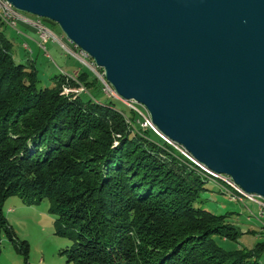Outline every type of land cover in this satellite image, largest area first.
Returning a JSON list of instances; mask_svg holds the SVG:
<instances>
[{
	"label": "trees",
	"instance_id": "16d2710c",
	"mask_svg": "<svg viewBox=\"0 0 264 264\" xmlns=\"http://www.w3.org/2000/svg\"><path fill=\"white\" fill-rule=\"evenodd\" d=\"M12 46L0 28V229L23 264H31L29 243L2 211L12 195L27 205L48 200L55 233L70 241L62 251L71 264H264L263 240L234 249L217 242L243 232L229 212L198 204L210 180L202 166L153 140L117 97L82 99L77 83L103 93L89 69L62 70L39 86L36 59L17 60Z\"/></svg>",
	"mask_w": 264,
	"mask_h": 264
},
{
	"label": "water",
	"instance_id": "95a60500",
	"mask_svg": "<svg viewBox=\"0 0 264 264\" xmlns=\"http://www.w3.org/2000/svg\"><path fill=\"white\" fill-rule=\"evenodd\" d=\"M58 24L152 127L264 199V0H8Z\"/></svg>",
	"mask_w": 264,
	"mask_h": 264
},
{
	"label": "rangeland",
	"instance_id": "374dc122",
	"mask_svg": "<svg viewBox=\"0 0 264 264\" xmlns=\"http://www.w3.org/2000/svg\"><path fill=\"white\" fill-rule=\"evenodd\" d=\"M24 15L31 18H39L41 21L56 35L63 44L80 54V49L73 45L63 34L58 24L50 19L38 17L36 15L22 12ZM5 24L0 19V28H3ZM8 26V25H7ZM11 27V26H9ZM5 28L8 37H13L12 51L17 60L24 58V50L21 47V39L13 36L11 28ZM64 40H68L65 42ZM41 44L45 46L42 48L40 54L34 53L33 57L36 58V66L38 69V75L40 78L39 86H50L53 84L52 77L58 74L60 71H67L69 74L77 75L80 71L89 69L96 77L95 70L88 67L93 66V61L88 55L82 54L85 61H81L76 56L67 52L66 48L55 38L50 37L42 40ZM45 50L48 52L46 53ZM20 52V56L18 53ZM98 73L103 71L101 68H94ZM98 79V77H97ZM99 80V79H98ZM67 85V84H65ZM78 88L74 91L77 94H81V98L86 100L90 96L89 92L95 93L98 98L104 100L109 98L106 93L98 92L91 88L87 91L81 84L77 83ZM126 106L127 103L120 100ZM139 105V104H138ZM123 107V106H122ZM140 108H144L139 105ZM128 110L126 107H123ZM145 111V110H144ZM129 121V120H128ZM143 129L149 128L147 134L153 140L165 139L156 129L152 126H142ZM166 140V139H165ZM206 177V176H205ZM221 179L217 178V182L212 180H206L203 183V189L199 194L198 204L204 208L211 210L215 213L229 212L231 220L239 226L243 232L237 240L216 238L217 242L227 249H234L241 246H253L257 241H264V211L260 214L262 209L259 208L257 202L250 199V195L243 197L244 202L231 201L228 193L224 190L227 186L225 182H221ZM219 183H223L222 189ZM229 189V188H228ZM252 196V195H251ZM49 202L43 200L39 204L27 205L23 200L16 195L8 196L2 205V211L7 219L8 223L12 226L18 239H26L29 243V262L31 264H71L67 262V257L63 253V249L66 248L70 241L67 237L58 235L55 233L54 218L55 215L48 211ZM250 230L249 232H247ZM251 230H254L252 232ZM0 264H23V257L19 255L12 246L6 232L0 229ZM261 261L264 263V251L261 256Z\"/></svg>",
	"mask_w": 264,
	"mask_h": 264
},
{
	"label": "built area",
	"instance_id": "2783aa9c",
	"mask_svg": "<svg viewBox=\"0 0 264 264\" xmlns=\"http://www.w3.org/2000/svg\"><path fill=\"white\" fill-rule=\"evenodd\" d=\"M1 1H5L6 2V7L8 9V17L10 18V26L11 27H17V24L19 21H22L30 26H32L38 36H39V42L42 48H45V46L43 44H41L42 40L48 39L50 37L55 38L57 41H59L67 50V52H69L70 54L76 56L77 58H79L82 62L85 61V58H83L82 54L87 55L84 51L80 50V54L75 52L74 49L71 50L69 48H67L64 44L63 41H61V39L56 36L39 18H31L28 16H25L22 12H21V16H13V9H9V1L8 0H1ZM26 47V45H25ZM46 53H48L45 50ZM93 66H89L88 67L92 70H95L97 77L99 79V81L102 84V90L104 93H106L107 95H113L115 97L118 98L115 90L113 89V87L109 84V82L105 79V76L103 74V71H101V73H98L96 71V69L98 66L95 65V63H92ZM125 102H130L131 104H134V110L136 112H138L140 114V120H139V124L142 126H152L150 117L148 115V113L146 111H144L142 108L139 107V105L137 103H135L132 100H126ZM173 142V141H172ZM179 149H183V146L179 145ZM186 151V150H184ZM188 152V151H187ZM189 153V152H188ZM230 198V197H229ZM252 198L255 200V202L258 203L259 208L262 209L264 211V199L258 197L255 194H252Z\"/></svg>",
	"mask_w": 264,
	"mask_h": 264
},
{
	"label": "bare ground",
	"instance_id": "6f19581e",
	"mask_svg": "<svg viewBox=\"0 0 264 264\" xmlns=\"http://www.w3.org/2000/svg\"><path fill=\"white\" fill-rule=\"evenodd\" d=\"M9 9H13V16H21V11H19L18 9H16L10 2H9ZM0 18L5 21L7 24H10V18L8 17V9L6 7V2L5 1H1L0 0ZM125 102V101H124ZM131 108L134 109V104H131L130 102H126ZM168 142L172 143L181 153L186 154L187 156H189L193 161H195L197 164H199L200 166H202L204 168V170L207 172V179L213 180L211 176H215L220 178L222 181L221 182H225V184H227L228 187L226 188L227 190L230 191L231 194V198L232 199H243V197H245L246 195H248L249 193H246L238 184L235 183V181L227 174H217L211 170H209L208 168H206L205 166L201 165L200 163H198L192 156L190 153H188L184 147L182 149H179V144L169 141ZM223 184V183H222ZM224 186V185H223ZM250 195V199H252L253 201H255L252 198V194ZM262 211H260V213H262Z\"/></svg>",
	"mask_w": 264,
	"mask_h": 264
},
{
	"label": "crops",
	"instance_id": "0c3cea01",
	"mask_svg": "<svg viewBox=\"0 0 264 264\" xmlns=\"http://www.w3.org/2000/svg\"><path fill=\"white\" fill-rule=\"evenodd\" d=\"M8 26L3 25L4 28H7ZM11 32L14 37L21 39V47L24 50V58L33 57L34 53L40 54L42 52L41 45L39 42V36L32 26L22 21H19L16 28H11ZM64 41L68 42V40ZM18 56L21 57L20 52L18 53Z\"/></svg>",
	"mask_w": 264,
	"mask_h": 264
}]
</instances>
